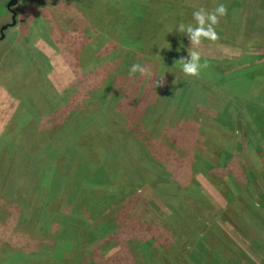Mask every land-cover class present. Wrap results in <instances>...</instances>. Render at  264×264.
<instances>
[{
	"label": "rangeland",
	"instance_id": "rangeland-1",
	"mask_svg": "<svg viewBox=\"0 0 264 264\" xmlns=\"http://www.w3.org/2000/svg\"><path fill=\"white\" fill-rule=\"evenodd\" d=\"M9 1L0 264H264V0H18L1 39Z\"/></svg>",
	"mask_w": 264,
	"mask_h": 264
},
{
	"label": "clouds",
	"instance_id": "clouds-1",
	"mask_svg": "<svg viewBox=\"0 0 264 264\" xmlns=\"http://www.w3.org/2000/svg\"><path fill=\"white\" fill-rule=\"evenodd\" d=\"M227 8L224 3H219L214 11L208 12L200 8L192 13L195 24L185 25L181 23L176 31L183 33L190 41V47L187 49L188 56L181 57L176 63L180 65L183 74L189 77H198L202 68L207 67V62L201 63V54L196 50L203 40L216 41L219 37L214 25L219 23V18L227 15ZM136 73L145 75L146 68L141 64H133L130 68L129 75ZM148 75H151L149 72ZM162 79L156 82L160 86Z\"/></svg>",
	"mask_w": 264,
	"mask_h": 264
},
{
	"label": "trees",
	"instance_id": "trees-1",
	"mask_svg": "<svg viewBox=\"0 0 264 264\" xmlns=\"http://www.w3.org/2000/svg\"><path fill=\"white\" fill-rule=\"evenodd\" d=\"M253 109V108H252ZM251 109V112L250 113H253V110ZM255 110V109H254ZM253 114H255V113H253ZM259 119H261L262 117L261 116H257ZM72 127H76L77 129H78V125H73ZM72 127H70V128H72ZM28 129V131H29V128H27ZM79 132V131H78ZM8 135H9V133L10 134H14L15 136H16V138H18V139H20L22 136H25L26 134H27V132H26V130L25 131H23L21 134H23V135H21L20 134V136H17L18 135V133H20V132H18V130L15 128V126H14V124L12 123L11 124V126L9 127V129H8ZM262 134H264V133H262ZM82 136H85V134H81ZM261 137L264 139V135H261ZM76 155H77V153H76ZM96 169V168H95ZM94 169V171L91 173V174H89V178H91V186L93 187V186H95L96 184H98V183H100L103 179H101V177H100V175H102L101 173H100V171L98 170V169H96L95 170ZM109 181V180H108ZM108 187H112L113 188V182H108Z\"/></svg>",
	"mask_w": 264,
	"mask_h": 264
},
{
	"label": "water",
	"instance_id": "water-1",
	"mask_svg": "<svg viewBox=\"0 0 264 264\" xmlns=\"http://www.w3.org/2000/svg\"><path fill=\"white\" fill-rule=\"evenodd\" d=\"M0 1H3V0H0ZM18 4V0H10L8 2V9L13 13V22L12 24H6L3 29L1 30V39H4L5 37V31L9 28V27H13L15 24H16V20H15V16H16V13L13 11V8Z\"/></svg>",
	"mask_w": 264,
	"mask_h": 264
}]
</instances>
